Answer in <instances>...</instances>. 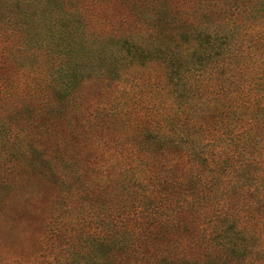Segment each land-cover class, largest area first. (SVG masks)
<instances>
[{
	"label": "trees",
	"instance_id": "obj_1",
	"mask_svg": "<svg viewBox=\"0 0 264 264\" xmlns=\"http://www.w3.org/2000/svg\"><path fill=\"white\" fill-rule=\"evenodd\" d=\"M0 264H264V0H0Z\"/></svg>",
	"mask_w": 264,
	"mask_h": 264
}]
</instances>
